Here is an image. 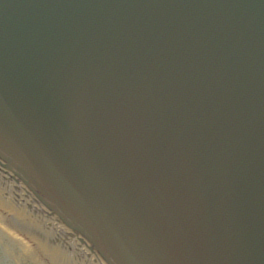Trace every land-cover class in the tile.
<instances>
[{
  "label": "water",
  "instance_id": "obj_1",
  "mask_svg": "<svg viewBox=\"0 0 264 264\" xmlns=\"http://www.w3.org/2000/svg\"><path fill=\"white\" fill-rule=\"evenodd\" d=\"M0 191L79 264H264V0H0Z\"/></svg>",
  "mask_w": 264,
  "mask_h": 264
},
{
  "label": "rangeland",
  "instance_id": "obj_2",
  "mask_svg": "<svg viewBox=\"0 0 264 264\" xmlns=\"http://www.w3.org/2000/svg\"><path fill=\"white\" fill-rule=\"evenodd\" d=\"M36 234L43 242L31 237ZM39 244L45 257L39 256ZM56 244V245H54ZM32 247L36 248L35 251ZM27 249V250H26ZM29 251H31L29 253ZM34 252V256L33 253ZM0 264H79L60 250L54 237L15 200L0 191Z\"/></svg>",
  "mask_w": 264,
  "mask_h": 264
},
{
  "label": "bare ground",
  "instance_id": "obj_3",
  "mask_svg": "<svg viewBox=\"0 0 264 264\" xmlns=\"http://www.w3.org/2000/svg\"><path fill=\"white\" fill-rule=\"evenodd\" d=\"M31 238H32L33 240H35L37 243H39V242H43V244L46 245L45 242L42 241V240L40 239V237H39L38 235H36V234H33ZM35 245H36V247L38 248L37 253H39V256L42 255L43 258L46 259V257L42 254V253H44V251L39 250V249H41V246H40L39 244H35ZM32 249L35 251L36 248L32 247ZM26 250H27V249H26ZM30 252H31V251H29V253H30ZM35 252H36V251H35ZM41 252H42V253H41ZM32 253H33L32 256H34V252H32Z\"/></svg>",
  "mask_w": 264,
  "mask_h": 264
}]
</instances>
